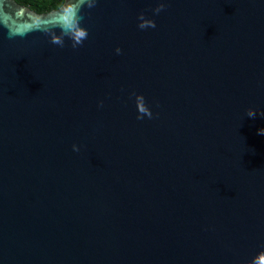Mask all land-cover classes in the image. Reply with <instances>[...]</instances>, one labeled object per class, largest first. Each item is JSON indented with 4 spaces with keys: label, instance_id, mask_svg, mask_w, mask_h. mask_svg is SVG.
I'll list each match as a JSON object with an SVG mask.
<instances>
[{
    "label": "water",
    "instance_id": "obj_1",
    "mask_svg": "<svg viewBox=\"0 0 264 264\" xmlns=\"http://www.w3.org/2000/svg\"><path fill=\"white\" fill-rule=\"evenodd\" d=\"M78 3L0 0V264H260L264 0Z\"/></svg>",
    "mask_w": 264,
    "mask_h": 264
},
{
    "label": "clouds",
    "instance_id": "obj_2",
    "mask_svg": "<svg viewBox=\"0 0 264 264\" xmlns=\"http://www.w3.org/2000/svg\"><path fill=\"white\" fill-rule=\"evenodd\" d=\"M85 2H86V0H79V3L73 8V18L74 19H80V17H78L79 9L84 5ZM93 6H94L93 3L88 2V7L89 8H91ZM163 7H164V5L161 4L158 8L155 9V12L159 13L161 10H163ZM139 19L140 20H144L143 15H141L139 17ZM155 26L156 25H155L154 21H150V22H147V23H141L139 25V27L141 29H144L145 27H153L154 28ZM63 31H65V34H67V30H63ZM86 36H87L86 31H84L82 29H78L75 32V44L73 46L75 47L76 44H80L82 42V40L84 38H86ZM51 42L54 43V44H58V45H62L63 44V40L60 39V38H56L55 36H53ZM139 99L141 101H143V97H140ZM138 109H139V112L142 114L141 116L137 117L138 119H141L143 116H148L149 118H151V116H152L151 111L146 106H144V104L142 102L140 104H138ZM260 115L262 117H264V113H261ZM247 116L250 117V118H254L256 116V112L254 110H249L247 112ZM258 134L259 135H264V129L258 130ZM260 264H264V257H261Z\"/></svg>",
    "mask_w": 264,
    "mask_h": 264
},
{
    "label": "trees",
    "instance_id": "obj_3",
    "mask_svg": "<svg viewBox=\"0 0 264 264\" xmlns=\"http://www.w3.org/2000/svg\"><path fill=\"white\" fill-rule=\"evenodd\" d=\"M18 4L25 6L36 13H47L59 9L64 0H15Z\"/></svg>",
    "mask_w": 264,
    "mask_h": 264
}]
</instances>
